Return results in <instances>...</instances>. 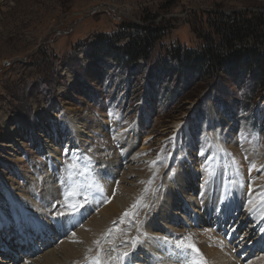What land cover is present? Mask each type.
I'll return each instance as SVG.
<instances>
[{"label":"rangeland","instance_id":"rangeland-1","mask_svg":"<svg viewBox=\"0 0 264 264\" xmlns=\"http://www.w3.org/2000/svg\"><path fill=\"white\" fill-rule=\"evenodd\" d=\"M223 14L250 21L251 30L228 43ZM153 31L147 61L129 65L116 51ZM262 35L264 0H0L3 176L15 189H26L27 178H36L33 168L46 165L47 144L58 149L64 166L59 177L69 176L73 158L72 174H90L96 159L100 166L121 159L111 135L131 132L133 152L160 159L159 180L150 182L156 191L180 162L200 173L197 162L209 145L199 140L210 111L231 154L250 145L264 153V85L255 82L257 72L187 71L173 57L179 49L259 47ZM39 110L46 118L35 121ZM68 118L89 126L86 142L71 144L73 136L62 130ZM155 209L154 201L144 207L147 214Z\"/></svg>","mask_w":264,"mask_h":264},{"label":"bare ground","instance_id":"bare-ground-1","mask_svg":"<svg viewBox=\"0 0 264 264\" xmlns=\"http://www.w3.org/2000/svg\"><path fill=\"white\" fill-rule=\"evenodd\" d=\"M45 118L46 112L39 110L34 120ZM207 121L199 144L208 142L209 149L197 162L200 173L180 162L177 174L168 173L165 179L162 176L164 185L156 191L150 182L159 180L160 159H152L139 150L133 152L135 137L129 136L131 132L111 135L118 143L121 159L103 161V166L96 159L92 169L86 168L90 171L87 175L79 172L59 177L58 171L64 166H60L58 149L47 144L46 165L41 171L39 167L33 168L31 176L36 178H27L26 189L17 190L8 182L0 162V213L4 214L0 226H10L12 222L24 225L25 215L28 221L33 219L35 227L36 218L47 227V231L32 233L37 247L27 250L25 247L32 242L27 238L21 240L27 253H17L18 262L11 254L16 253L13 250L19 245L14 246L15 239L8 241L0 232V264H91L97 255L107 264H182L185 258L191 264L194 253L190 249L181 253L174 247V241L184 237L191 238L200 254L196 259L202 257L204 264H264V202L260 200L264 193V153L250 145L240 154H231L224 146L213 111L208 112ZM21 126L26 130L30 127ZM88 127L68 118L62 130L73 136L71 144H76L91 137ZM258 173L262 174L259 178ZM72 185L80 192L77 200L88 197L74 216L65 207L64 199ZM110 198L112 203H108ZM138 201L137 222L129 217L121 223L123 214ZM152 201L156 209L147 214L144 207ZM60 212L64 215H58ZM224 231H229L228 238L222 236ZM164 237L173 243H165ZM97 240L103 251L94 243ZM133 240L139 241L135 249L131 248ZM113 242L117 252L111 251ZM122 251H128L129 257L122 262L110 259Z\"/></svg>","mask_w":264,"mask_h":264},{"label":"trees","instance_id":"trees-1","mask_svg":"<svg viewBox=\"0 0 264 264\" xmlns=\"http://www.w3.org/2000/svg\"><path fill=\"white\" fill-rule=\"evenodd\" d=\"M235 16V15H234ZM224 20L223 24L226 25V30L231 35L230 38H226L228 43L238 39L242 33L249 32L251 30L250 21L236 22L233 16L221 15ZM143 30V29H142ZM149 31V30H145ZM263 32V31H262ZM156 32L153 31L151 35L146 38H137L128 43L122 49H117L127 59L128 64H135L139 59L147 61V53L150 49H153L154 41L153 37L156 36ZM236 36V39H233ZM262 37H264L262 35ZM112 52H115L113 49ZM174 59L179 63L183 70H196L205 69L212 74L218 75V73L226 72L228 75L238 74L239 72H251L256 71L257 76L255 82L264 85V45L257 47L256 45H242L236 49H229L226 51H220L216 47L206 46L201 50L193 49H179L174 51Z\"/></svg>","mask_w":264,"mask_h":264},{"label":"snow or ice","instance_id":"snow-or-ice-1","mask_svg":"<svg viewBox=\"0 0 264 264\" xmlns=\"http://www.w3.org/2000/svg\"><path fill=\"white\" fill-rule=\"evenodd\" d=\"M221 150L223 151V149H221ZM66 154H67V151H66ZM201 154L203 155V152ZM67 167L69 169V177H71V174L76 169L75 159L71 163H69L67 165ZM252 167L255 168L256 165L253 164ZM81 174H83V173H81ZM97 187H98L99 191H101V192L103 191V189L101 187H99V186H97ZM79 195H80V192L78 190V187L75 185L70 186L68 188V190L64 193V199H65V201H67L65 207H67L70 210V214L73 216L76 214L78 209L82 208L84 203H86L88 200L87 196H84L82 201L77 200L76 197ZM260 200H261V202H264V193L260 194ZM249 203L251 204L253 202L249 201ZM138 204H139V201L136 204L132 205L131 210L126 211L123 214V217L120 221L121 223H124L125 218L135 216V214H136L135 209L138 207ZM58 215H64V213L60 212V213H58ZM113 223H115V222H113ZM108 235H111V230H109ZM73 236H75V233H73ZM163 240L165 243H169V244L173 243L172 241H169L167 239V237H164ZM94 243L97 245V248L99 251H103L99 240L94 241ZM138 243H139L138 240L131 241V248L135 249ZM174 247H175V249L179 250L181 253L187 252L190 249L191 252L194 253V255L192 256V259H191V264H204L202 257L200 258V260L196 259V257L200 255L199 250L195 247V244L191 242L190 237L177 238L174 241ZM89 251L91 252L92 249H89ZM111 251L112 252L118 251L117 247L114 245V242H113V247H112ZM128 257H129V252L128 251H122V252H119L118 256L110 257V259H115V260L122 262L125 258H128ZM91 264H107V262L102 261L101 257L99 255H97V257L94 260H91ZM130 264H131V262H130ZM182 264H189V261L185 258L182 261Z\"/></svg>","mask_w":264,"mask_h":264}]
</instances>
